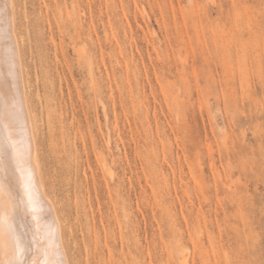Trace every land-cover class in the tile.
<instances>
[{"label": "rangeland", "instance_id": "1", "mask_svg": "<svg viewBox=\"0 0 264 264\" xmlns=\"http://www.w3.org/2000/svg\"><path fill=\"white\" fill-rule=\"evenodd\" d=\"M12 1L68 264H264V0Z\"/></svg>", "mask_w": 264, "mask_h": 264}, {"label": "bare ground", "instance_id": "2", "mask_svg": "<svg viewBox=\"0 0 264 264\" xmlns=\"http://www.w3.org/2000/svg\"><path fill=\"white\" fill-rule=\"evenodd\" d=\"M14 27L13 1L0 0V148L7 146L0 158V264L16 258V243L24 250L18 258L27 264H68L42 182Z\"/></svg>", "mask_w": 264, "mask_h": 264}, {"label": "snow or ice", "instance_id": "3", "mask_svg": "<svg viewBox=\"0 0 264 264\" xmlns=\"http://www.w3.org/2000/svg\"><path fill=\"white\" fill-rule=\"evenodd\" d=\"M5 127L7 128V124H5ZM7 154V146L5 145L3 148H0V158L6 157ZM8 230L10 231V225L8 226ZM23 249L20 248L19 244L16 243L15 245V257L13 259H9L4 262V264H27V261L21 260L18 257L23 255Z\"/></svg>", "mask_w": 264, "mask_h": 264}]
</instances>
